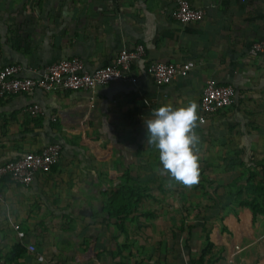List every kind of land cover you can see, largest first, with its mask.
<instances>
[{"label":"crops","instance_id":"0c3cea01","mask_svg":"<svg viewBox=\"0 0 264 264\" xmlns=\"http://www.w3.org/2000/svg\"><path fill=\"white\" fill-rule=\"evenodd\" d=\"M189 2L205 15L182 24L174 0H0V68L19 64L22 76H40L73 57L92 71L123 47H144L126 80L93 92L34 90L0 98V164L61 145L58 163L30 185L0 181V264H191L203 249V264H264V223L249 209L248 220L222 216L240 206L224 207L222 190L203 185L209 177L218 182L219 173L208 170L226 157L249 165L264 160V51L248 53L264 39V0ZM188 60L194 63L188 75L166 85L145 70L152 62ZM208 79L233 86L236 104L204 117L200 97ZM191 102L198 105L202 191L175 181L168 186L144 124L155 108ZM33 104L41 109L37 115L27 111ZM128 169L135 184L149 183L153 197L136 213L154 215L137 214L121 231L108 219L102 193ZM12 222L25 232L22 241Z\"/></svg>","mask_w":264,"mask_h":264},{"label":"built area","instance_id":"2783aa9c","mask_svg":"<svg viewBox=\"0 0 264 264\" xmlns=\"http://www.w3.org/2000/svg\"><path fill=\"white\" fill-rule=\"evenodd\" d=\"M175 19L182 23L196 22L205 15L203 7H193L189 0H174ZM264 51V39L255 41L248 48L250 56L254 57ZM144 55V47L137 44L132 48H121L115 59L109 64L86 70L79 58L61 59L47 66L45 72L37 77L22 76V67L11 64L0 68V98L8 94L31 93L34 90L43 92L87 90L93 92L98 86L111 82L126 80L131 65ZM194 67L190 60L184 62H152L146 66V73L158 85H166L177 77H185ZM236 101L235 88L227 84H217L212 79L206 80L200 97V111L204 117L212 116L218 110L231 106ZM31 115H37L41 109L33 104L27 109ZM61 145L53 142L38 153L29 152L16 159L0 164V181L8 178L11 182L23 186L30 185L36 174H45L55 166L60 157ZM2 193L0 191V200ZM16 237L22 241L25 232L16 222L11 223ZM29 252H36L33 244H26ZM43 256L37 254V260L43 261Z\"/></svg>","mask_w":264,"mask_h":264},{"label":"trees","instance_id":"16d2710c","mask_svg":"<svg viewBox=\"0 0 264 264\" xmlns=\"http://www.w3.org/2000/svg\"><path fill=\"white\" fill-rule=\"evenodd\" d=\"M235 104L236 101L234 104L228 107H232ZM223 161L224 162L222 164L218 165L222 169L223 174H221V177L224 176V178H226L228 173H236L240 171L244 172V174L246 173L247 175L244 184H238L244 176L241 175L240 177L231 179V181H233L232 183L229 182L227 190L224 188L220 189L222 190L221 194L226 195L222 196L219 200L223 201V199H225V201L221 204H224V207H228L232 204V202L234 204L238 203L240 207L249 209L252 219H255L258 214L264 215V160H259L256 163L250 165L255 169L260 167L258 169V171L261 169L260 172L256 170H250V167H247L249 164H247L244 159H240L238 156L226 157ZM4 179L8 178H3V180ZM143 183H145V186H142ZM209 184H212V182ZM105 195L106 197L103 209L106 211L108 219H115L116 226L119 228V230L121 229V231H125L123 228V223L128 219H136L138 217L137 214L145 215V217L148 215H154L147 212L136 213V210L140 206V203L143 199H150L153 197H151L150 194L149 183H147L146 180H142L141 184H135L131 180L129 169L115 180L113 189ZM130 216L132 218H130ZM179 231L181 232L183 230L180 229ZM210 246L211 243L208 240L207 247L210 248ZM20 247L21 246L19 245L16 246L15 250L18 249L16 252L21 251ZM206 253L207 249H203L198 259L192 260L191 264H203Z\"/></svg>","mask_w":264,"mask_h":264},{"label":"clouds","instance_id":"9594fccd","mask_svg":"<svg viewBox=\"0 0 264 264\" xmlns=\"http://www.w3.org/2000/svg\"><path fill=\"white\" fill-rule=\"evenodd\" d=\"M197 109L195 102L179 108L162 105L152 110L151 118L144 119L147 143L158 150L162 164L158 172L170 178L169 187L172 181L185 187L199 182V157L195 151L199 137L194 131Z\"/></svg>","mask_w":264,"mask_h":264},{"label":"rangeland","instance_id":"374dc122","mask_svg":"<svg viewBox=\"0 0 264 264\" xmlns=\"http://www.w3.org/2000/svg\"><path fill=\"white\" fill-rule=\"evenodd\" d=\"M248 168L250 167V170H256V171H258V169L260 168H257V169H255V168H253L252 166H247ZM252 167V168H251ZM199 168H200V176H203V174H204V171H205V168L204 167H202L201 165L199 166ZM216 170H215V166H213V167H211L208 171H209V173L211 174V175H214L215 176V174L216 175H218V173L220 174V176H221V174H223L222 173V169L219 167V166H216ZM260 171H261V169H260ZM260 171H258V172H260ZM241 175H244L243 176V178L239 181V185H242V184H244V182L246 181V173L244 174V172H242V171H240V172H236V173H228L227 174V177L226 178H224V176L223 177H219V178H217V180H218V182H212V181H209V180H213L212 178H208V180H206V181H204L203 182V185L205 184V185H207V188H208V190L211 192V193H215L216 192V190L217 191H219L220 189H222V188H224V189H228L227 188V186L229 185V182H231L232 183V181H231V179H233V178H236V177H240ZM199 176V182L196 184V185H194L193 187H196L197 189L199 188V190H201L202 191V188L200 187V186H202L201 184H202V177H200ZM205 177V176H204ZM212 177V176H211ZM214 178V177H213ZM210 182H212V184L211 185H209V183ZM208 183V184H207ZM142 186H145V183H143L142 184ZM103 192V191H102ZM101 192V193H102ZM103 194V196L105 195V193H102ZM105 197H106V195H105ZM187 199V198H186ZM190 199H192V198H190ZM200 199V198H199ZM199 199H197V200H199ZM155 200H156V203L159 201V199L158 198H155ZM154 200V201H155ZM150 201V200H149ZM223 201H225V199H223ZM149 204H153V202H149ZM231 209V208H230ZM244 209V210H243ZM245 209L247 210V208H241L240 207V209H238V210H235V209H233L232 211L230 210V213H227V214H225V213H222V216H227V215H234V217H236L237 218V216H238V219L240 220V219H242V220H248L249 218H250V215H249V212H245V213H243L244 211H245ZM258 216V220L259 221H262V223H264V215H261V214H258L257 215ZM143 220H146L145 218L143 219ZM220 227L219 228H222L221 226V224L219 225ZM222 231V230H221Z\"/></svg>","mask_w":264,"mask_h":264}]
</instances>
